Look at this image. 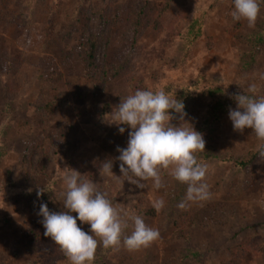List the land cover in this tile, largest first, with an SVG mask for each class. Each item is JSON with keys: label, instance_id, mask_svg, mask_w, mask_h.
Masks as SVG:
<instances>
[{"label": "rangeland", "instance_id": "1", "mask_svg": "<svg viewBox=\"0 0 264 264\" xmlns=\"http://www.w3.org/2000/svg\"><path fill=\"white\" fill-rule=\"evenodd\" d=\"M232 10V0H0V264H70L37 215L41 203L63 210L65 167L160 232L139 250L101 243L91 264H264V141L228 115L249 85L264 95V2L254 27ZM91 35L101 45L93 64ZM132 77L184 103L206 142L196 155L210 199L182 210L187 185L168 170L159 189L121 176L117 146L131 129L109 121ZM106 160L113 174L101 176Z\"/></svg>", "mask_w": 264, "mask_h": 264}, {"label": "clouds", "instance_id": "2", "mask_svg": "<svg viewBox=\"0 0 264 264\" xmlns=\"http://www.w3.org/2000/svg\"><path fill=\"white\" fill-rule=\"evenodd\" d=\"M264 0H232L231 17L234 21H247L254 27ZM264 80V73L259 74ZM244 92L236 94L237 107L229 109V119L235 131L243 133L248 128L258 140L264 141V95H255V84ZM184 103L163 89H137L134 93L120 97V102L112 109L110 123L125 125L128 132L126 147L117 146L119 168L124 180L138 188H145L151 180L152 186H164L161 170H168L174 180L187 185L183 200L178 204L186 210L191 203L210 199V187L206 182L208 166L198 162L197 153L205 150L202 133L185 121L187 113ZM172 110V111H170ZM173 112L179 114L178 118ZM178 119V123H172ZM125 132V127H119ZM258 157L264 160V143L257 144ZM113 161H104L100 168L101 176H110ZM65 191L63 210L52 211L46 203L39 205L38 216L45 229L44 236L50 237L70 261V264H91L99 244L104 248L139 250L156 241L160 232L145 223L136 213H123L115 207L106 194L98 190L96 184L84 179L81 173L65 167L60 173ZM42 191L37 192L41 196ZM165 206L160 198L153 201L157 212ZM72 213H76L74 216ZM90 225L89 231L78 226L77 221ZM131 229L126 234V230Z\"/></svg>", "mask_w": 264, "mask_h": 264}, {"label": "trees", "instance_id": "3", "mask_svg": "<svg viewBox=\"0 0 264 264\" xmlns=\"http://www.w3.org/2000/svg\"><path fill=\"white\" fill-rule=\"evenodd\" d=\"M100 38L98 35H91L87 39L86 43V57L90 64L94 63V58L97 56V53L100 50ZM131 87L135 92L137 89L149 90L146 85H144L143 80L138 77L131 78ZM105 110V106L103 107V111ZM108 111V110H106ZM240 165L247 166L248 162H240Z\"/></svg>", "mask_w": 264, "mask_h": 264}]
</instances>
